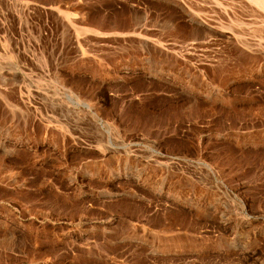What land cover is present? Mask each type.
<instances>
[{"label": "rangeland", "instance_id": "rangeland-1", "mask_svg": "<svg viewBox=\"0 0 264 264\" xmlns=\"http://www.w3.org/2000/svg\"><path fill=\"white\" fill-rule=\"evenodd\" d=\"M0 264H264V0H0Z\"/></svg>", "mask_w": 264, "mask_h": 264}, {"label": "bare ground", "instance_id": "bare-ground-1", "mask_svg": "<svg viewBox=\"0 0 264 264\" xmlns=\"http://www.w3.org/2000/svg\"><path fill=\"white\" fill-rule=\"evenodd\" d=\"M258 1V0H257ZM260 2V1H259Z\"/></svg>", "mask_w": 264, "mask_h": 264}]
</instances>
